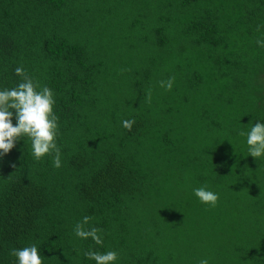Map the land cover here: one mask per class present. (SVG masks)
Instances as JSON below:
<instances>
[{
	"label": "trees",
	"instance_id": "obj_1",
	"mask_svg": "<svg viewBox=\"0 0 264 264\" xmlns=\"http://www.w3.org/2000/svg\"><path fill=\"white\" fill-rule=\"evenodd\" d=\"M257 39L264 0H0V87L19 66L53 89L61 159L0 157V264L33 243L43 264H264V160L237 134L264 121Z\"/></svg>",
	"mask_w": 264,
	"mask_h": 264
},
{
	"label": "clouds",
	"instance_id": "obj_2",
	"mask_svg": "<svg viewBox=\"0 0 264 264\" xmlns=\"http://www.w3.org/2000/svg\"><path fill=\"white\" fill-rule=\"evenodd\" d=\"M258 48H264V39L255 41ZM14 73L22 79L14 87H0V157H3L21 139L30 142V153L35 160L52 155V166H61L60 148L57 145L59 118L55 114V93L47 85H40L26 75L22 67H16ZM160 86L166 91L173 87V78L161 81ZM14 121V123H13ZM134 121L122 119L121 127L130 130ZM244 137L247 155L255 160H264V121L250 123L247 130H239ZM192 195L204 205L215 207L219 194L207 185L192 189ZM89 217H82L73 227L74 236L81 240H91L94 245L102 246L103 232L95 226L85 228ZM15 264H43L40 246L29 244L11 249ZM85 259L94 264H117L119 256L115 250L98 251L91 248L83 251ZM198 264H209L208 257H202Z\"/></svg>",
	"mask_w": 264,
	"mask_h": 264
}]
</instances>
